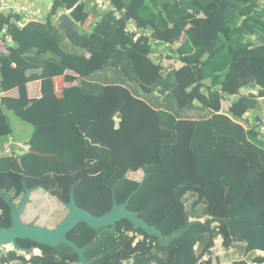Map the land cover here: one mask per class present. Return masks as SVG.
<instances>
[{
	"label": "trees",
	"instance_id": "trees-1",
	"mask_svg": "<svg viewBox=\"0 0 264 264\" xmlns=\"http://www.w3.org/2000/svg\"><path fill=\"white\" fill-rule=\"evenodd\" d=\"M97 2L54 0L43 22L0 15V32L13 43L0 52V94L18 91L17 98L0 99V140L12 136L13 114L33 129L29 151L51 155L0 156V192L15 202L24 184L39 186L69 202L72 185L81 182L77 205L102 216L113 207V192L123 204L140 185L133 175L142 173L148 178L130 211L165 236L184 228L187 218L204 224L169 247L126 220L98 231L80 224L68 238L89 245L88 260L106 255L94 264H213L221 239L225 250L242 248L244 259L233 264H249L251 253H264V133L250 127L259 134L254 139L246 128L248 114L264 99V44L249 40L263 43L264 0H109L110 9ZM64 11L81 34L107 53L116 50L123 62L76 45L55 26ZM131 23L138 33L128 31ZM145 33L168 46L169 55ZM174 59L178 64L170 63ZM109 69L150 98L125 83L97 79ZM58 77L70 86L52 97ZM36 81L49 99H29L27 85ZM10 227V208L0 198V229ZM18 243L41 255L28 260L10 251L0 264H79L65 245ZM252 263L264 264V257Z\"/></svg>",
	"mask_w": 264,
	"mask_h": 264
},
{
	"label": "water",
	"instance_id": "water-1",
	"mask_svg": "<svg viewBox=\"0 0 264 264\" xmlns=\"http://www.w3.org/2000/svg\"><path fill=\"white\" fill-rule=\"evenodd\" d=\"M82 3H87V0H82ZM55 26L57 28L65 29L66 33L73 39V42L76 45L82 46L83 48H89L92 53H99L103 60L108 61L114 58L118 63L123 62V60L119 59L116 50H112L107 53L104 49L91 42L89 40L88 34H81L79 32L80 24H78L71 18L70 13L66 12L61 14L55 20ZM129 66V64L126 65L125 69ZM244 92V89L240 90V93ZM249 135L254 139H258L259 137V134L253 130L249 131ZM28 153L40 157L51 156L50 154H41L36 151H29L25 153H22L20 151L16 152V154L20 157ZM147 178L148 175H145L143 177V179L140 181L139 187L128 197V199L123 204L117 203L115 199V193L113 192V207L109 212L103 214L102 216H94L89 211H86L77 205L75 201V189L81 182L72 185L70 201L62 202L68 210V214L64 218V220L58 226H56L55 229L41 227L36 225L34 222L25 224L22 221V216L25 213L26 207L31 203V195L39 188L38 186L29 188L24 184V196L18 205L12 202L7 195H4L0 192V198L10 208L11 218V227L0 229V247L12 246L15 252L24 253L28 256L33 253L36 248L21 247L18 241L28 240L37 245L47 246L51 248L65 245L71 248L77 254L79 264H94L95 262L104 258L106 255L97 257L93 260H88L85 256V251L89 245L81 248L68 238V234L80 224H86L89 228L98 231L102 228L109 227L123 220H126L130 224H132L135 231L141 230L148 236L157 238L158 243L161 247H169L175 240L182 238L185 233L192 227L198 224H204L201 221H194L187 218L184 228L178 231H174L169 236H165L156 226H152L148 224L144 219H142L138 212L130 211L128 209V205L132 197L140 190L141 186L147 180ZM180 206L182 207V209H185L182 203H180Z\"/></svg>",
	"mask_w": 264,
	"mask_h": 264
},
{
	"label": "crops",
	"instance_id": "crops-1",
	"mask_svg": "<svg viewBox=\"0 0 264 264\" xmlns=\"http://www.w3.org/2000/svg\"><path fill=\"white\" fill-rule=\"evenodd\" d=\"M88 2H90V0H87V3ZM53 3L54 0H0V14H12V15L16 14V15H20L22 19L27 22L29 21L43 22L50 14L53 7ZM97 3L99 5L101 4L100 6H102L103 9H110L111 5L109 0L106 1L98 0ZM66 12L71 13L70 11H64L62 12V14ZM26 15L30 16V18L29 19L26 18ZM86 29L87 28L84 27L83 31H85ZM4 36H6V32L1 31L0 52L7 53L8 52L7 49L13 46V43L8 37H4ZM66 43L69 42L66 41ZM167 48L166 47L161 48L164 49V51L163 53L160 54L164 55L166 53L167 55L169 53L166 50ZM54 85L56 91L52 97H62L66 87L70 86L66 84L64 77L55 78ZM27 89L30 100L49 99V97L42 98L40 81L29 83L27 85ZM5 96L17 98L18 91L13 90L7 94H0V99ZM190 117L196 118L197 116H195V113L193 112L192 114H190ZM11 125H12V120H11ZM22 130L23 128L20 126L19 131L22 132ZM13 133H14V129H13ZM30 138H31V133L25 139H20L16 137L15 133L14 135L12 134V136L10 137L5 138L0 143V156L9 155L12 151H15V153L17 151H20L22 153L29 152L30 149H26V148L29 147L28 143ZM23 196L20 197L16 201V203L15 202L14 203L18 205L22 200ZM67 214H68V210L63 205L62 201H60L57 197L52 196L51 194L46 192L42 187H39L35 192L32 193L31 203L27 205L25 213L22 216V221L25 224H30L34 222L38 226L47 227L48 229H55L56 226H58L64 220ZM221 242H222L221 239H219L217 241L216 248L213 250L214 252L211 256L213 260V264H233L236 261L244 259V254L241 246L238 245L230 250H225L222 248L221 245H219ZM10 251H14L12 246L0 247V257L3 254H6ZM32 255L40 256L41 251L36 248L33 253H31L28 256L27 255L25 256L29 260ZM259 256L264 257V253L259 251L251 253L247 257V259L249 260V263H252V260ZM12 264H16V263H12Z\"/></svg>",
	"mask_w": 264,
	"mask_h": 264
},
{
	"label": "rangeland",
	"instance_id": "rangeland-1",
	"mask_svg": "<svg viewBox=\"0 0 264 264\" xmlns=\"http://www.w3.org/2000/svg\"><path fill=\"white\" fill-rule=\"evenodd\" d=\"M106 1V0H104ZM105 5V4H104ZM261 5L263 6L264 3H261ZM103 9V8H102ZM185 36L183 37V40L181 43H183L185 41ZM250 41L254 42L256 45H261V44H264V40H263V43L259 40V38L257 37H252V38H249ZM180 44L176 45L174 48H173V51H176L178 49ZM168 52L169 51V48L166 49ZM158 51L160 53H163L164 49H158ZM165 53V52H164ZM172 53V51H171ZM170 53V55H171ZM166 54V53H165ZM169 54V53H168ZM176 57V56H175ZM177 59V57H176ZM174 59V62H170L171 64H178L177 63V60ZM166 66H170L171 64H169V62H165ZM169 64V65H168ZM99 80H105V81H109V82H112V83H125L126 87L131 91L133 92L134 94H136L137 96H139L140 98L144 99V100H148L150 98V96L148 97V95L144 94L141 89L138 87V85L136 83H134L133 81H129L128 82V79H126L124 77V75H122L121 73L115 71V70H106L104 72H102L98 78ZM230 102L229 103H233L236 98H230L228 99ZM228 102L224 103V108L227 109L228 105H229ZM261 108H259L258 110L256 111H252L251 113L248 114L247 116V119L249 121V125L246 126V128L250 131L252 130V128L250 127H254L255 125L257 126V130L259 129L261 131V133H264V99L261 100ZM226 109L224 111H226ZM260 118L261 119V123L259 122H255V119L256 118ZM10 119L12 120V125H13V129H14V133H15V136L20 138V139H25L27 136L32 135V132H33V129L31 127V125H29L28 123L26 122H23L21 120H19L18 118H16L13 114H10ZM259 124V125H258ZM20 126L23 128L22 132L19 131L20 129ZM13 133V135H14ZM2 140H0V143H1ZM143 174L142 173H138L136 175H133L134 179L137 180V181H141L143 179ZM16 203V201H15ZM191 203H189L190 205ZM217 243V242H216ZM221 245V243L219 244ZM220 247V246H219Z\"/></svg>",
	"mask_w": 264,
	"mask_h": 264
},
{
	"label": "built area",
	"instance_id": "built-area-1",
	"mask_svg": "<svg viewBox=\"0 0 264 264\" xmlns=\"http://www.w3.org/2000/svg\"><path fill=\"white\" fill-rule=\"evenodd\" d=\"M101 5V4H100ZM102 7V6H101ZM1 15V14H0ZM26 18H30V16L26 15ZM128 31L133 33V32H137L135 26L131 23L128 27ZM138 33V32H137ZM145 36L148 37L150 39V44L154 47V48H167L168 46H162L161 43L158 40H154L151 38V34L150 33H145ZM26 149H29V147H27ZM131 264H133V262H130ZM128 264V263H127ZM252 264V263H249Z\"/></svg>",
	"mask_w": 264,
	"mask_h": 264
}]
</instances>
